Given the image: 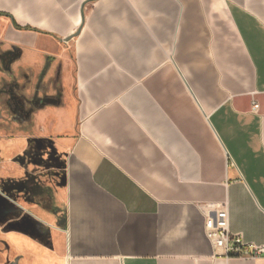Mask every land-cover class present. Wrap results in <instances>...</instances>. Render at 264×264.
I'll list each match as a JSON object with an SVG mask.
<instances>
[{"label": "crops", "instance_id": "obj_1", "mask_svg": "<svg viewBox=\"0 0 264 264\" xmlns=\"http://www.w3.org/2000/svg\"><path fill=\"white\" fill-rule=\"evenodd\" d=\"M0 49L15 70L70 53L76 89L75 134L39 156L51 245L14 236L17 264H264L204 216L264 245V0H0Z\"/></svg>", "mask_w": 264, "mask_h": 264}, {"label": "rangeland", "instance_id": "obj_2", "mask_svg": "<svg viewBox=\"0 0 264 264\" xmlns=\"http://www.w3.org/2000/svg\"><path fill=\"white\" fill-rule=\"evenodd\" d=\"M19 58L0 49V264H17L22 257L14 236L50 247V228L41 215L58 212L61 173L58 164L39 156L53 151L55 140L75 134L78 124L70 53L66 60L44 58L15 70Z\"/></svg>", "mask_w": 264, "mask_h": 264}, {"label": "built area", "instance_id": "obj_3", "mask_svg": "<svg viewBox=\"0 0 264 264\" xmlns=\"http://www.w3.org/2000/svg\"><path fill=\"white\" fill-rule=\"evenodd\" d=\"M258 106L253 105V110ZM205 234L216 250H221L227 257L255 260L264 258V245H254L243 240L241 235L229 232L228 213L224 208L208 205L204 210Z\"/></svg>", "mask_w": 264, "mask_h": 264}]
</instances>
